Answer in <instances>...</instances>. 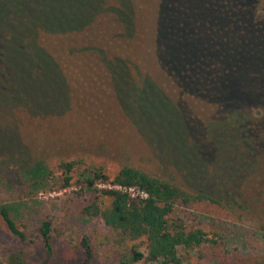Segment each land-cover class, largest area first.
<instances>
[{"label":"rangeland","instance_id":"obj_1","mask_svg":"<svg viewBox=\"0 0 264 264\" xmlns=\"http://www.w3.org/2000/svg\"><path fill=\"white\" fill-rule=\"evenodd\" d=\"M103 1L96 19L80 33L38 32V45L54 58L68 87L67 106L38 116L22 107H9L11 101L27 99L49 110L60 97L58 73L40 65L30 47V34L42 23L81 22L96 0H0V21L11 25L8 39L0 45V206L10 209L17 226L31 239L21 242L0 217V264H9V256L19 251L28 264H118L119 253L146 252L144 238L118 247L100 217L83 213L93 193L84 185L82 172L100 167L113 179L125 165L209 197L187 206L177 203L170 214L215 240L201 248L180 249L182 264H264V108L260 100L246 99L239 85L212 96L216 94L212 90L224 88L219 87L223 76L211 74L212 57L203 62L202 72L197 69L184 81L177 73L182 83L176 81L159 60L155 14L148 8L153 0H130L135 30L129 36L110 11L116 1ZM259 1L263 7L264 0ZM168 21L171 25L163 26L161 33L163 51L181 36ZM250 40L244 36L238 40L241 59L244 50L262 38ZM112 55L127 58L134 81L150 78L171 104L143 82L139 101L124 108L126 101L115 91L105 65ZM226 61L217 63L225 73L229 72ZM259 61L264 64V57ZM256 82L264 83L258 78ZM259 89L264 93V87ZM235 111L247 120L240 125L243 128L231 123ZM62 162L74 163L65 187ZM37 165L49 169L51 177L33 178ZM111 186V182L97 184ZM43 219L51 223L50 254L38 232ZM82 239L91 248L87 263Z\"/></svg>","mask_w":264,"mask_h":264},{"label":"trees","instance_id":"obj_2","mask_svg":"<svg viewBox=\"0 0 264 264\" xmlns=\"http://www.w3.org/2000/svg\"><path fill=\"white\" fill-rule=\"evenodd\" d=\"M115 1L116 3L110 7V11L121 23L124 33L129 36L135 30L130 0ZM103 3V0H96L95 5L90 7L91 11L88 16L81 22L42 23L30 34V47L36 54L40 65L42 67L50 66L58 73L61 91L56 105L45 110L38 108V104L29 102L27 99H20L11 101L9 107H22L27 113L40 116V113L60 111L67 106L68 87L65 85L64 76L51 54L38 45L36 36L39 31L66 35L80 33L93 23L97 14L102 10ZM148 8L150 13L155 14L156 45L159 46L160 63L165 70L173 75L176 81L189 80L192 73L197 72V69L202 72L204 70L203 62L212 57L214 60L209 64L211 74L215 78L222 75L223 77L219 78L222 83L219 87H224L223 90L219 88L212 90L216 93L212 96H222L231 87L239 85L246 99H259L264 108V93H261L259 89V87H264V83L256 82L257 78L264 82V64L259 61V58L264 57V14H258V11H264V3L261 7L259 0H153V2H148ZM169 19L172 20V26H177L181 36H178L176 44H172L163 51L160 46L161 33L163 26L171 25ZM9 27L11 25L8 22L0 21V45L8 39ZM239 36H244L246 39L251 38L250 41L254 42L260 38L262 40L247 47L241 59L238 45ZM225 48L233 50L238 57L227 52ZM221 59L230 62H225L229 72H223L217 65L218 60ZM127 60V58L123 59L118 55H112L105 59L111 83L118 96L126 101L123 104L124 108L128 104H130L128 106L134 107L136 101H139V85L143 82L150 83L171 104L150 78L140 77V79L137 78V82L134 81L135 78ZM177 73L184 76L181 81L178 79ZM129 97H132L134 101L129 100ZM6 106L8 105L3 107ZM238 113L240 112H234L235 116H232L231 123L234 122L240 126L247 120ZM245 127L247 128V126ZM244 137L246 140L248 139L246 136ZM73 165V162L60 164V168L64 172L63 187L69 185ZM32 176L37 181H43L51 177V172L43 165H37L32 171ZM81 176L84 185L93 193V198L89 204L84 206L83 213L100 217L104 224L112 230L114 243L118 247L124 248L127 240L144 238L146 241V252L131 249L128 252L119 253L118 264L136 261L150 264H182L180 249L189 251L201 248L205 242H215L214 239L207 237V233L201 228H189L182 219L170 217L177 203L187 206L204 198L209 199L206 195L186 190L171 181L151 176L147 172L129 165L123 166L113 179H109L100 167H87ZM105 182L125 187L137 186L146 191L148 197L132 198L127 192L120 189L97 187L98 183ZM0 217L21 242H30L28 234L17 226L7 206H0ZM38 232L47 254H50L52 251L50 221L40 220ZM81 246L87 263L92 257L89 242L82 239ZM8 261L9 264H28L22 251L12 253Z\"/></svg>","mask_w":264,"mask_h":264},{"label":"built area","instance_id":"obj_3","mask_svg":"<svg viewBox=\"0 0 264 264\" xmlns=\"http://www.w3.org/2000/svg\"><path fill=\"white\" fill-rule=\"evenodd\" d=\"M110 188H116V189H120L124 192H127L129 194V196L132 198H146V197H148L147 192L140 189L137 186L125 187L122 185H112Z\"/></svg>","mask_w":264,"mask_h":264}]
</instances>
